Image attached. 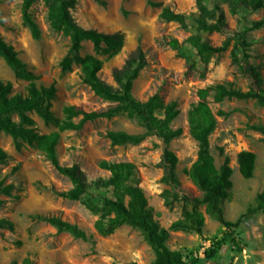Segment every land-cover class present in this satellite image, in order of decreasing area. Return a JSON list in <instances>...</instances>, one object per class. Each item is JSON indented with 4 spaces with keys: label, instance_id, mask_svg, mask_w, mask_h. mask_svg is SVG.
Instances as JSON below:
<instances>
[{
    "label": "rangeland",
    "instance_id": "1",
    "mask_svg": "<svg viewBox=\"0 0 264 264\" xmlns=\"http://www.w3.org/2000/svg\"><path fill=\"white\" fill-rule=\"evenodd\" d=\"M21 2L0 0V33L37 76L38 85L54 83L53 114L63 120L67 105H77L85 110H102L110 105V101L96 95L82 82L77 65L70 70L61 69L59 62L68 49L69 38L52 29L44 0H36L31 7L39 27L38 37H34L23 23ZM205 2L210 8L217 5L224 11L227 25L222 33L201 32L203 39L220 45L226 37L246 31L250 45L236 50L237 62H232L231 57L235 39H231L226 51L213 54L208 61H203L189 44L185 47V57L167 44L169 37L183 41L197 30L192 20H189L187 29L176 22L164 21L159 16L161 6L154 3L190 15L197 11L195 0H77L71 10L77 23L85 28L124 34V45L118 54L99 56L103 60L99 76L107 83L116 86L112 69L120 67L138 45L143 48L147 64L134 81L132 93L141 101L158 93L166 102L175 100L178 103L180 112L172 126L180 127L182 134L173 139L168 148L178 157L179 192L194 196H201L202 192L186 173L196 159L198 148L189 132L187 111L198 100L197 90L219 82H231L246 90L253 85V67L259 71L264 87V25L252 28V23L264 16V6L256 11L241 7L233 14L222 0ZM93 53L91 43L85 41L81 54ZM0 79L12 82L13 93H25L27 82L17 78L1 56ZM208 101L213 112L218 114L216 127L209 137L210 151L219 166L223 161L219 150L222 147L233 168L232 186L221 204L225 218L235 221L264 188V141L262 134L251 128L252 124L264 122V106L252 99L216 102L212 95ZM31 115L38 132L57 129L55 124H45L37 114ZM74 120L77 121L78 117ZM107 130L139 133L143 128L134 119L118 114L112 118L87 121L80 129L64 130L57 144L59 161L65 165L78 163L89 181L109 176V172L99 166L102 160L132 162L135 165L134 181L143 189L153 218L167 230V246L181 251L188 260L198 258V264H210L204 260V251L222 237L223 227L201 205L199 210L204 217L202 234L171 228L173 222L183 217L184 209L189 210L190 206L184 205L181 199L167 203V197L172 198L167 194L170 186L162 180L161 157L165 143L155 135H148L138 144L112 145L105 136ZM0 146L9 155L7 162L0 165V180L12 182L15 187L12 195L4 196L5 201L0 205V218H8L14 223L13 230H0V264H21L27 255L35 264H152L154 251L139 229L122 225L112 234L100 235L94 228L97 216L81 201L53 192L51 188H70L71 182L58 173L35 146L24 143L16 149L11 136L4 132H0ZM241 150L256 154L251 178H244L238 170L237 154ZM15 166L17 169L13 171ZM36 214L60 216L77 224L93 238H74L67 232L58 231L48 221L35 217ZM235 234L243 250L239 252L231 242H225L214 260L221 264H264V213L257 212L250 220L243 221Z\"/></svg>",
    "mask_w": 264,
    "mask_h": 264
},
{
    "label": "trees",
    "instance_id": "2",
    "mask_svg": "<svg viewBox=\"0 0 264 264\" xmlns=\"http://www.w3.org/2000/svg\"><path fill=\"white\" fill-rule=\"evenodd\" d=\"M35 1L22 0L21 13L23 23L28 26L34 37H38L39 27L31 13V7ZM222 1L233 14L237 13L241 7L256 11L264 6V0ZM44 2L52 29L62 32L69 38L68 49L59 62L61 69L70 70L73 65H77L80 68L82 82L87 84L96 95L110 101L111 104L102 110H85L77 105H67L63 110L65 118L59 120L51 110L52 101L56 97L54 83L47 86L38 85L37 76L27 68L19 58L18 52L4 40L0 33V56L17 78L27 82L25 93H13L12 82L0 79V132L11 136L16 149H20L24 143L35 146L58 173L69 179L70 188L51 189L61 197L81 201L90 212L95 214L97 218L94 228L97 233L109 235L118 227L128 225L139 229L154 251L155 257L152 264H198V258L188 260L181 251L167 246V230L153 218L152 208L148 204L143 189L134 181L135 165L132 162L102 160L99 166L108 171L109 176L89 181L78 163L65 165L59 161L57 144L62 131L80 129L85 122L98 118H112L118 114H125L128 118L134 119L143 131L130 133L124 130H107L105 136L112 145L138 144L148 135H155L165 143L166 147L161 157L162 180L170 186L167 194L172 198L167 197V203L181 199L184 205L190 206L189 210L184 209L183 217L173 222L171 228L194 230L202 234L204 217L199 207L204 205L206 213L224 230L222 237L213 241L205 249L204 260L210 261V264H221L215 261L214 257L225 242H231L235 250L242 251L243 247L235 230L243 221L250 220L257 212L264 213V188L257 194L255 202L235 221L225 218L221 202L228 196L232 186L233 168L222 147L219 150L223 155V161L219 166L215 164L210 151L209 137L216 127L218 114L214 113L210 107L208 97L212 95L216 102L224 99H252L264 106V87L259 71L252 68L253 85L246 90L235 87L231 82H219L197 90L198 100L188 109L187 121L190 135L197 142L198 148L196 159L186 169V173L202 194L194 196L180 193L181 183L176 172L178 157L168 148V144L182 134L180 127L172 126L173 120L180 112L178 103L175 100L166 102L158 93L141 101L132 93L134 81L147 64L143 48L138 45L128 54L120 67L112 69V77L116 83V86H113L99 76L103 64L99 56L112 57L118 54L124 45V34L120 31L103 32L81 26L71 13L77 0H44ZM195 2L197 11L190 15L176 12L168 5L154 3L155 6H161L159 16L164 21L176 22L181 28L187 29L189 20H192L197 30L183 41L169 37L166 40L167 44L182 57H185V47L189 44L203 61H208L213 54L226 51L231 39H235L231 57L232 62H237L236 50L238 48L243 50L250 45L246 39V31L237 32L233 37H226L220 45H213L209 40L203 39L201 32H224L227 25L225 13L217 5L210 8L205 0H195ZM262 25H264V16L254 21L252 28ZM85 41L91 43L93 54H81ZM31 113L37 114L45 124H55L57 129L48 133L38 132ZM77 117L78 120L75 121ZM251 128L260 132L264 141V122L252 124ZM8 157V153L0 146V165L5 164ZM255 163L256 154L253 151L241 150L237 154L238 170L244 178L253 177ZM16 169L17 166L12 170ZM14 189L12 182L6 183L4 179L0 180V205L5 201L4 196H11ZM34 216L48 221L58 231L67 232L74 238L82 240L93 238L92 234L60 216L39 214ZM1 229L13 230L14 223L8 218H0ZM21 264L35 263L27 255L21 260Z\"/></svg>",
    "mask_w": 264,
    "mask_h": 264
}]
</instances>
